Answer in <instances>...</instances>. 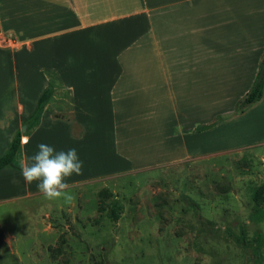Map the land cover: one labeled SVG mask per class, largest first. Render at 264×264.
I'll use <instances>...</instances> for the list:
<instances>
[{"label": "crops", "instance_id": "1", "mask_svg": "<svg viewBox=\"0 0 264 264\" xmlns=\"http://www.w3.org/2000/svg\"><path fill=\"white\" fill-rule=\"evenodd\" d=\"M245 1L0 0V156L53 86L0 201L40 193L20 163L41 142L77 150L70 186L249 147L233 131L264 90L234 108L264 61V1Z\"/></svg>", "mask_w": 264, "mask_h": 264}, {"label": "rangeland", "instance_id": "2", "mask_svg": "<svg viewBox=\"0 0 264 264\" xmlns=\"http://www.w3.org/2000/svg\"><path fill=\"white\" fill-rule=\"evenodd\" d=\"M254 106L233 131L249 147L81 181L70 202L0 201V264H264V206L253 200L264 182V99Z\"/></svg>", "mask_w": 264, "mask_h": 264}, {"label": "clouds", "instance_id": "3", "mask_svg": "<svg viewBox=\"0 0 264 264\" xmlns=\"http://www.w3.org/2000/svg\"><path fill=\"white\" fill-rule=\"evenodd\" d=\"M37 151L31 156L30 162L21 161V174L26 183L38 181L37 188L46 200L60 198L72 200L69 192L70 184L67 177L82 172L83 161L80 160L75 148L57 151L54 146L39 143Z\"/></svg>", "mask_w": 264, "mask_h": 264}, {"label": "trees", "instance_id": "4", "mask_svg": "<svg viewBox=\"0 0 264 264\" xmlns=\"http://www.w3.org/2000/svg\"><path fill=\"white\" fill-rule=\"evenodd\" d=\"M263 64L264 61L248 92L237 102L235 110L236 113L243 112L245 109L252 106L261 99L264 90V73H262ZM52 91L53 86L49 84L39 96L34 109L30 113V115L22 122V124H27L26 132L24 134L21 133V129L19 128L16 131L14 137L12 138L7 150L4 152V154L0 156V170L6 167H16V165L14 164V158L21 144L22 136L31 133L32 130L38 125L42 110L44 109L47 101L49 100ZM220 118V116L216 117V120H219ZM209 126H211V124ZM100 193L104 196L109 194L107 190H103ZM253 200L256 206H264V182L254 191ZM111 214L115 220L119 218V214L117 213V207H113L111 209Z\"/></svg>", "mask_w": 264, "mask_h": 264}, {"label": "water", "instance_id": "5", "mask_svg": "<svg viewBox=\"0 0 264 264\" xmlns=\"http://www.w3.org/2000/svg\"><path fill=\"white\" fill-rule=\"evenodd\" d=\"M262 73H264V64H263V67H262ZM26 129H27V124H23L21 126V133H25L26 132Z\"/></svg>", "mask_w": 264, "mask_h": 264}]
</instances>
